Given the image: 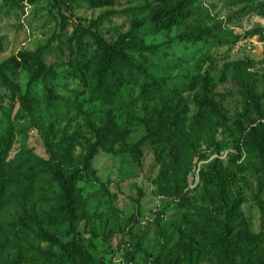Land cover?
I'll return each mask as SVG.
<instances>
[{
	"label": "rangeland",
	"instance_id": "1",
	"mask_svg": "<svg viewBox=\"0 0 264 264\" xmlns=\"http://www.w3.org/2000/svg\"><path fill=\"white\" fill-rule=\"evenodd\" d=\"M176 1L0 0V67L12 81L0 80V161L9 175L0 189V263L219 264L228 262L225 241L232 264H261L264 155L243 136L264 127V0H185L173 27L136 28L125 43L133 61L165 83L161 97L141 96L130 80L121 91L96 94L90 75L100 50L90 38L80 47L73 39L78 24L97 21L95 29L115 42ZM199 32L197 40L185 36ZM46 46L51 73L33 81L20 55ZM205 75L221 116L201 104ZM160 114L171 118L163 142L152 136ZM104 127L115 150H99L84 169ZM47 159L82 170L74 229L58 210ZM215 163L226 198L207 182ZM44 232L75 240L86 257Z\"/></svg>",
	"mask_w": 264,
	"mask_h": 264
},
{
	"label": "trees",
	"instance_id": "2",
	"mask_svg": "<svg viewBox=\"0 0 264 264\" xmlns=\"http://www.w3.org/2000/svg\"><path fill=\"white\" fill-rule=\"evenodd\" d=\"M108 0H92V3L96 5L107 3ZM185 0H177L174 5L163 7L158 10L149 13L146 17L140 21L133 23L132 28L126 34H121L117 41L108 42L103 38L100 32L95 29L98 22L95 21L88 27L81 24L77 25L74 32L73 39L76 46L80 47L85 38L92 39L100 50L97 66L92 70L90 75L95 85L93 91L96 94H103V92H110L114 89L121 91L123 85L128 81L133 83H139L140 95L145 98H150V94L162 96V90L165 83L162 79L157 78L149 73V71L141 64H137L133 61L128 48L131 47L130 43H125L126 39L132 36L135 29L141 26L153 23L160 29L171 28L178 22V17L183 16V8L186 7ZM63 23L68 21V17L63 15ZM202 32L199 34L188 33L185 36L197 40L202 37ZM135 48L142 49L143 46L139 44L132 45ZM47 48L42 47L34 52L21 53L20 57L22 61L30 68L31 78L36 81L40 78L46 82L47 76L51 73L47 67L43 58V50ZM147 48H143L145 50ZM0 80L4 85L12 86L11 78L6 74L2 67H0ZM204 98L201 102L202 105L211 108V110L218 116L222 115V111L218 103L210 97V79L207 75L202 77ZM49 96L53 97L52 89L48 88ZM159 123L153 129L152 136L156 140L163 142L165 140L166 132H168L169 120L171 118H165L159 116ZM96 141H94L88 148L86 155L84 156V169H88L91 166V162L99 150L113 152L114 145L110 143L108 139H112L113 133L108 127L96 129ZM243 139L246 143H253L264 155V127L259 124L255 127H251L245 130ZM113 140V139H112ZM3 144L9 145L10 139H3ZM127 150L137 153L139 148L137 145H127ZM44 168L52 172V178L58 188V210L65 220H67L72 229L75 228L77 221V208L79 203V190L78 181L81 178V169L69 170L63 165L56 162L54 159H47L42 161ZM212 172L209 173L207 182L212 185L218 194L226 198V184L221 179V169L218 163L212 166ZM9 181L8 171L4 166V161H0V189ZM43 238L50 241L52 244L60 247L66 252L72 255H76L80 258H85L87 250L74 240L69 244L63 242L58 236L44 232ZM222 250L227 257L228 262H220L219 264H232L234 261V249L230 243L222 241L220 242ZM3 264V263H0ZM261 264H264V255L262 257Z\"/></svg>",
	"mask_w": 264,
	"mask_h": 264
}]
</instances>
